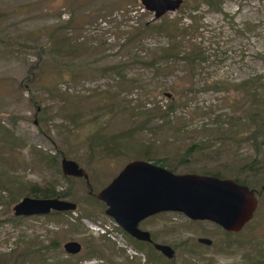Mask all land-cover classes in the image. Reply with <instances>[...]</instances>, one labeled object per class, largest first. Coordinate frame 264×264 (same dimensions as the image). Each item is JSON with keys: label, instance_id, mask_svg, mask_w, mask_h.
I'll list each match as a JSON object with an SVG mask.
<instances>
[{"label": "rangeland", "instance_id": "1", "mask_svg": "<svg viewBox=\"0 0 264 264\" xmlns=\"http://www.w3.org/2000/svg\"><path fill=\"white\" fill-rule=\"evenodd\" d=\"M144 23L162 24L142 33ZM170 34L194 62L142 64ZM254 106L264 117V0H182L157 20L138 0H0V264H264V122H245ZM101 137L121 138L102 153ZM144 152L175 174L245 180L251 220L228 235L159 213L138 227L173 258L135 244L94 196ZM62 158L87 179L64 176ZM31 186L74 211L13 216Z\"/></svg>", "mask_w": 264, "mask_h": 264}, {"label": "water", "instance_id": "2", "mask_svg": "<svg viewBox=\"0 0 264 264\" xmlns=\"http://www.w3.org/2000/svg\"><path fill=\"white\" fill-rule=\"evenodd\" d=\"M144 11L157 20L165 13L176 11L182 0H138ZM61 173L66 177L87 179L84 171L68 159L60 160ZM110 218L131 239L150 244L162 257L170 260L174 251L168 245L154 243L139 224L159 213H180L190 221H206L227 233H239L251 220L256 208L255 193L231 179L209 175L175 174L143 160H131L95 194ZM75 205L55 198L23 197L12 207L13 216L30 217L51 212L74 211ZM210 246L207 238L196 239ZM65 253L80 250L77 242L63 244Z\"/></svg>", "mask_w": 264, "mask_h": 264}, {"label": "trees", "instance_id": "3", "mask_svg": "<svg viewBox=\"0 0 264 264\" xmlns=\"http://www.w3.org/2000/svg\"><path fill=\"white\" fill-rule=\"evenodd\" d=\"M162 24V23H161ZM160 24V25H161ZM160 25H158L159 27H161ZM154 27L149 23H144L140 26V31L142 33L147 32V31H152L154 29H160L159 27ZM138 30V31H139ZM160 31V30H159ZM140 33V32H139ZM168 43H166L165 47H159L158 49L154 50L152 53L149 52L146 57H144V62H142V64H144L145 66H148L150 68L155 69L158 73L162 72L161 70H163L162 66L167 67V64H169L171 61H178V60H182V61H186L188 63H192L194 62V60L196 59L197 55H196V51L193 52V50H186V49H182L180 50V45L178 44L179 42H177V37L176 35H168ZM179 46V47H178ZM171 106L167 107V110H170ZM253 112L248 115L247 118H245V122L246 124H253L256 121H259L257 119L259 118V112L257 111V107L254 106L252 107ZM73 116V115H72ZM232 119H230V122L228 124H231L233 121H231ZM244 120V119H243ZM260 120H262L264 122V117H262ZM261 122V121H259ZM6 133H8L6 131ZM255 135V132L252 133V136ZM121 137H104V138H100V143L98 144H102L104 146L103 149H101V152H109V150L107 151V149H113L115 148V142L119 141ZM93 142L96 141L95 138L92 139ZM118 148V147H116ZM193 146H191L189 149H187L185 152L187 155H189L190 149H192ZM142 159L143 161H147V162H151L154 165L163 167L169 171L170 170V166L165 164L162 158H156L153 156H150L149 154H147V152H144L142 155ZM248 168L250 169V165L248 166ZM214 177H218L220 178L217 174L211 175ZM235 182L243 184L245 186H247L248 188H250L247 184H249L248 182H246L245 180L239 181L238 179H234ZM250 185V184H249ZM251 189V188H250ZM25 195V196H24ZM23 195V197H31V198H36V199H50V198H55L57 197L58 199L63 198L65 195H63L62 193H58L53 189H47V188H38L35 186H31L29 189H27L26 193ZM18 198H20L19 195H17ZM56 213V212H54ZM226 234L230 235L232 233H227ZM151 238V237H150ZM152 240V239H151ZM135 244H146L149 247H152L150 244L147 243H141V242H136L133 241ZM153 249V248H152ZM155 251V250H154Z\"/></svg>", "mask_w": 264, "mask_h": 264}, {"label": "flooded vegetation", "instance_id": "4", "mask_svg": "<svg viewBox=\"0 0 264 264\" xmlns=\"http://www.w3.org/2000/svg\"><path fill=\"white\" fill-rule=\"evenodd\" d=\"M250 189V188H249Z\"/></svg>", "mask_w": 264, "mask_h": 264}]
</instances>
